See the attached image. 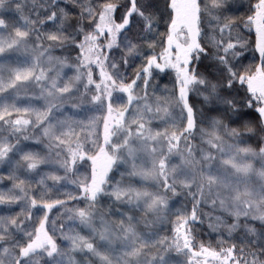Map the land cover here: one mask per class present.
<instances>
[{
  "label": "snow or ice",
  "instance_id": "1",
  "mask_svg": "<svg viewBox=\"0 0 264 264\" xmlns=\"http://www.w3.org/2000/svg\"><path fill=\"white\" fill-rule=\"evenodd\" d=\"M0 264H264V0H0Z\"/></svg>",
  "mask_w": 264,
  "mask_h": 264
}]
</instances>
